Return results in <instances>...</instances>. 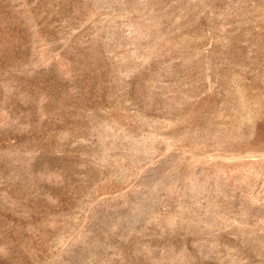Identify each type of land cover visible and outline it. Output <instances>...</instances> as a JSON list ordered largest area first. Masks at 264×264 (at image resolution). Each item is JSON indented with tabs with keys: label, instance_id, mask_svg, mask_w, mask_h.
Listing matches in <instances>:
<instances>
[{
	"label": "rangeland",
	"instance_id": "1",
	"mask_svg": "<svg viewBox=\"0 0 264 264\" xmlns=\"http://www.w3.org/2000/svg\"><path fill=\"white\" fill-rule=\"evenodd\" d=\"M0 264H264V0H0Z\"/></svg>",
	"mask_w": 264,
	"mask_h": 264
}]
</instances>
